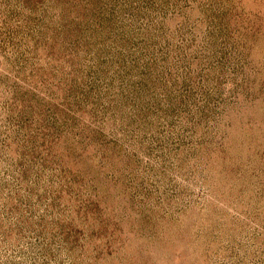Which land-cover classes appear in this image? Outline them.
I'll list each match as a JSON object with an SVG mask.
<instances>
[{"label":"rangeland","instance_id":"rangeland-1","mask_svg":"<svg viewBox=\"0 0 264 264\" xmlns=\"http://www.w3.org/2000/svg\"><path fill=\"white\" fill-rule=\"evenodd\" d=\"M0 264H264V0H0Z\"/></svg>","mask_w":264,"mask_h":264}]
</instances>
